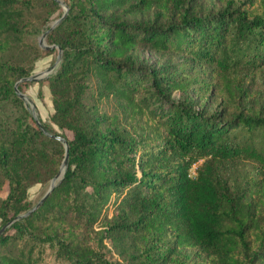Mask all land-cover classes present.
<instances>
[{
    "label": "trees",
    "instance_id": "16d2710c",
    "mask_svg": "<svg viewBox=\"0 0 264 264\" xmlns=\"http://www.w3.org/2000/svg\"><path fill=\"white\" fill-rule=\"evenodd\" d=\"M195 1L63 0L67 12L46 35L61 58L44 78L61 132L41 122L67 141L68 164L0 234V264H188V248L201 255L194 264H264V108L222 100L215 112L191 110L170 97L188 89L183 72L130 60L141 46L216 76L264 72V0H225L205 15ZM58 9L57 0H0V227L41 199L28 188L50 184L64 158L14 87L37 57L57 52L35 37ZM153 9V22L134 20Z\"/></svg>",
    "mask_w": 264,
    "mask_h": 264
},
{
    "label": "rangeland",
    "instance_id": "374dc122",
    "mask_svg": "<svg viewBox=\"0 0 264 264\" xmlns=\"http://www.w3.org/2000/svg\"><path fill=\"white\" fill-rule=\"evenodd\" d=\"M58 2V1H57ZM231 7L233 8L238 1L236 0ZM59 9L55 11L50 17V21L40 34L35 38L39 44V39L42 34L48 30L52 22L60 18L65 12L66 4L63 0L58 2ZM225 0H196L192 5V11L205 15L207 13H215L225 8ZM61 14V15H60ZM157 15L156 10L146 12L135 18V21H152ZM60 16V17H59ZM153 22V21H152ZM49 32V31H48ZM47 32V33H48ZM47 35V34H46ZM46 41V36L44 38ZM40 46V45H39ZM45 49L44 47L40 46ZM57 52L50 54H42L33 61V69L30 74L40 73L55 64L54 69L58 66L56 64ZM131 62L134 64H141L149 67L163 74L172 75L183 72L184 77L189 80L188 89L185 91L175 90L171 92V99L177 100L184 104L185 107L191 110L204 111L206 113L215 112L220 109L221 101L224 100L226 104L231 107V104L238 103L241 106L247 105L253 109L264 108V72H252L246 78L239 79L242 73L247 72L246 69L236 70L226 76H216L211 73L209 68L205 66L195 65L191 59L186 55L167 52L162 50L151 49L148 47H137L131 54ZM54 69L51 71L53 72ZM50 72V73H51ZM46 78V77H45ZM22 92L25 93L34 103L36 115L40 121L48 124L54 131L61 132L60 128L51 121V114L53 113V104L51 94L48 88L47 81L39 79L37 81H24ZM202 84H207L202 85ZM233 94V96L231 95ZM247 97L245 101L239 99V96ZM232 108V107H231ZM8 113L15 112L14 108H7ZM68 137H71L70 132H65ZM239 167L244 169L243 172L247 174L253 173L255 163L252 161H244ZM191 175H194V167L191 169ZM49 183L33 184L28 188V198L34 203L38 201L46 192ZM6 189L1 193L5 196ZM180 258L188 261V264H194L201 259V255L194 249H183L180 251ZM53 264L52 260H50Z\"/></svg>",
    "mask_w": 264,
    "mask_h": 264
},
{
    "label": "water",
    "instance_id": "95a60500",
    "mask_svg": "<svg viewBox=\"0 0 264 264\" xmlns=\"http://www.w3.org/2000/svg\"><path fill=\"white\" fill-rule=\"evenodd\" d=\"M58 2H60V0H57ZM67 12V6H65V12L62 14V16L58 19H56L55 21L52 22L51 26L48 28V30H46L41 38L39 39V45L44 47V48H53V47H56L57 48V59H56V64L59 62L60 58H61V50L59 47L57 46H54V45H48V44H45L44 43V38L47 34L48 31H50L55 25H57L59 23V21L65 16ZM55 67V64L52 65L51 67L47 68L46 70H44L43 72H40V73H35V74H31L27 77H22L20 78L16 84H15V91L17 93V95L24 101V105L25 107L31 112L32 116L34 117V120L37 124V126L45 133V134H48L50 137H53V138H58L61 142H63V145H64V148H65V153H64V158H63V161H62V164H61V167H60V172L59 174L55 175L51 180H50V184H49V188L47 189V191L45 192V194L41 197V199L31 208L29 209L27 212L25 213H22V214H19L17 216H15L13 218V220L7 222L5 225H3L2 227H0V234L4 231V229L6 227H8L13 221L15 220H18L22 217H25L27 216L28 214H30L33 210H35L39 204L45 199V197L48 195V193L52 190V188L55 186L56 182L58 180L61 179V177L63 176V173H64V170L68 164V143L67 141L60 137V136H56L54 134H51L42 124V122L39 120V118L37 117L36 115V108H35V105L33 103V101L23 92H21L18 88L20 82H24V81H37L39 79H43L45 78L47 75L50 74V72L54 69Z\"/></svg>",
    "mask_w": 264,
    "mask_h": 264
}]
</instances>
